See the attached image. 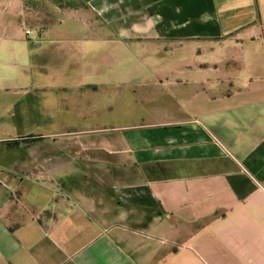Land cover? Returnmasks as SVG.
<instances>
[{
    "label": "crops",
    "instance_id": "1",
    "mask_svg": "<svg viewBox=\"0 0 264 264\" xmlns=\"http://www.w3.org/2000/svg\"><path fill=\"white\" fill-rule=\"evenodd\" d=\"M73 1L0 4V264H264V0Z\"/></svg>",
    "mask_w": 264,
    "mask_h": 264
},
{
    "label": "rangeland",
    "instance_id": "2",
    "mask_svg": "<svg viewBox=\"0 0 264 264\" xmlns=\"http://www.w3.org/2000/svg\"><path fill=\"white\" fill-rule=\"evenodd\" d=\"M15 1V0H14ZM7 0H0V4L6 5ZM19 2V1H18ZM27 6H29L30 10L34 11V18L40 15H46L49 10L53 11L57 7L68 6L71 3H74L73 0H25ZM13 12L15 11L12 10ZM37 13V14H36ZM44 24H47V20Z\"/></svg>",
    "mask_w": 264,
    "mask_h": 264
},
{
    "label": "built area",
    "instance_id": "3",
    "mask_svg": "<svg viewBox=\"0 0 264 264\" xmlns=\"http://www.w3.org/2000/svg\"><path fill=\"white\" fill-rule=\"evenodd\" d=\"M31 34V31H27V35H30Z\"/></svg>",
    "mask_w": 264,
    "mask_h": 264
}]
</instances>
